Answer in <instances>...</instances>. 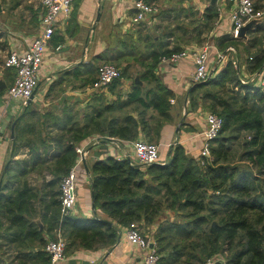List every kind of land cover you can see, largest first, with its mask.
I'll return each instance as SVG.
<instances>
[{"label": "trees", "instance_id": "16d2710c", "mask_svg": "<svg viewBox=\"0 0 264 264\" xmlns=\"http://www.w3.org/2000/svg\"><path fill=\"white\" fill-rule=\"evenodd\" d=\"M18 4L13 0L7 8ZM204 15L202 26L212 28L218 17L216 5L209 4ZM246 34L243 39L222 33L216 45L224 49L233 44L244 51L250 72L264 62V20L253 23ZM3 35L0 29V38ZM49 40L56 46L64 39L54 31ZM7 44L6 39L0 41V48ZM161 44L165 47L149 52L153 64L142 73L153 85L133 83L125 98L91 105L65 132L56 134L54 145L46 146L43 155L33 149L30 159L8 163L12 172L10 183L4 184L6 190H0V224L6 223L8 241L22 252L17 257L24 261L18 264L27 260L44 264L49 259L44 245L57 232L65 241V255L78 247L110 246L118 240L120 225L151 224L165 208L174 217L162 219L153 231L160 264H200L214 254L218 255L214 264H264V87L241 83L231 60L206 80L193 81L188 91L189 109L206 106L223 119L218 134L210 139V156L204 162L178 140L170 146L165 162L97 157L90 166L91 199L104 216L60 214V181L77 157L75 145L80 139L88 133L135 139L140 130L147 138H158V130L170 120L173 93L158 82L153 66L161 55L179 48ZM85 66L83 72L95 70V75L83 78L91 84L98 64ZM4 70L5 81L12 82L14 69ZM124 71L105 87L118 84ZM7 87L0 88V100ZM128 106L137 110V116L125 111ZM148 108L156 114L147 116ZM32 171L50 173L43 193L27 179L14 183L20 180L16 175ZM36 201L44 209L40 215L43 228L36 220Z\"/></svg>", "mask_w": 264, "mask_h": 264}, {"label": "crops", "instance_id": "0c3cea01", "mask_svg": "<svg viewBox=\"0 0 264 264\" xmlns=\"http://www.w3.org/2000/svg\"><path fill=\"white\" fill-rule=\"evenodd\" d=\"M10 1L13 0L0 2V18L6 14ZM15 1L19 4L10 8L7 13L11 15L10 12L19 10L20 20L19 22L10 20L9 25L6 24V27L1 29L4 35L0 40L6 39L10 50H24L40 29L43 4L41 0ZM152 1L157 3L158 9L152 14L151 19L140 22L141 24L131 22L134 13L131 0H75L70 15L59 16L55 31L61 34L64 40L56 45L59 46L58 48L49 40L39 72L38 86L33 96L14 115L2 116L4 122L13 120L10 122L9 138L4 137L5 139L0 142V190L5 191L4 184L10 183L9 177L12 171L7 169L9 162L12 163L14 159L15 161L30 159L33 149L40 150L43 155L46 146L54 145L56 134L65 132L74 118L78 120L91 105H97L100 101L111 102L117 97L125 98V93L130 90L133 83L143 86L153 85L154 82L144 78L142 73L153 64L152 58L148 57L149 52L165 47L161 43L179 49L208 43L209 64L213 62L210 68L214 69L212 74L227 60L239 56L240 64L243 63L242 66L248 72L244 51L233 44L231 45L235 47V51L229 52L227 58L221 61L216 60L217 53L226 48L217 47L216 37L229 32L231 1L216 0L214 3L210 0ZM209 4L222 8L212 28L202 26L206 21L204 11ZM254 4L257 8H264V0H254ZM31 17H36L32 25L28 23ZM14 23L20 25L13 26ZM241 38L246 39L247 34L245 33ZM110 57L115 58L105 59ZM103 61L114 63L120 70L125 68L120 82L112 89L108 86L102 89L93 88L89 81L85 82L83 79L95 75V70L82 71L86 68V63L99 64ZM193 69L191 57H184L173 63L159 60L153 66L158 82H162L172 91L173 96L170 98L174 99V102L170 100V120L162 124L158 130L159 162L167 160L170 144L176 140L181 142L191 154L198 155L202 143L201 130L205 120L203 122L202 118H198L200 113H204L199 109L200 106L189 109L188 91L193 82ZM74 70L77 72L74 73ZM137 77L139 82L135 80ZM69 84L74 87H68ZM2 109L1 103L0 111ZM125 111L137 116V110L132 106L126 107ZM154 114L156 112L153 108L146 110L147 116ZM93 137H97L98 140L90 142ZM137 138L146 139L147 136L143 130H140ZM131 140L133 139L102 133H88L76 143V145L88 144L89 151L78 169L77 199L72 214L88 217L104 216L101 209L94 207L91 199L90 166L97 158L94 151L103 150L99 158L113 155L117 158L129 156L133 159ZM102 145H105V148ZM49 176L50 173L47 172L32 171L16 175L15 178L20 180L14 183L27 179L36 186L38 193H43L44 181ZM35 210L36 220L40 228H43L40 215L44 209L38 201L35 202ZM173 217L172 211L165 208L153 223H139L146 225L149 233H145L154 239L153 231L157 223L164 218ZM5 226V222L0 224V264H18L20 260L24 261V258L17 257V255L21 256L22 252L8 241L10 234ZM119 231L118 240L114 244L96 249L78 247L75 252L67 254L64 259L54 264H68V259L71 257L87 258L89 264H142V251L123 237V225L119 226ZM91 258L93 261H90ZM24 264L31 263L27 260Z\"/></svg>", "mask_w": 264, "mask_h": 264}, {"label": "built area", "instance_id": "2783aa9c", "mask_svg": "<svg viewBox=\"0 0 264 264\" xmlns=\"http://www.w3.org/2000/svg\"><path fill=\"white\" fill-rule=\"evenodd\" d=\"M73 1L41 0L43 12L40 17V29L38 33L31 39L24 50L11 49L5 56L2 68L12 67L14 69V78L0 100V104L2 103L3 105V109L0 111V142L4 131L2 116L5 114L14 115L33 96L38 86L39 72L49 39L56 29V21L60 15L63 17L69 16ZM131 1L134 7V13L131 16V22L133 23L145 20L158 9L157 3L152 0ZM228 1L232 2L229 12L231 20L229 32L232 36H240L239 30L244 24L252 19L258 21L264 16V8H257L254 0ZM217 11L219 17L222 12L221 6H217ZM58 47L56 46V48ZM233 51H235V47L231 44L227 45L223 51L217 53L216 60L221 61L227 58L228 53ZM184 57H191L193 60V81H204L211 76L208 43H204L201 46L173 50L161 55L160 60L173 63ZM231 62L236 69L241 83H250L264 87V63L260 68L247 72L244 69L245 67L240 64L238 57L231 59ZM119 76L120 69L114 63L103 61L97 66L96 76L91 86L96 89L103 88ZM170 100L174 102L173 98H170ZM222 122L223 119L218 113L213 111L205 113V125L201 130L202 143L198 151L200 162H204V159L210 156V139L218 134ZM92 140L97 141L98 139L97 137H93L90 142ZM131 149L136 162L150 164L160 161V146L158 142L144 138L133 139L131 140ZM75 150L77 157L68 171L62 176L59 185L61 216L72 214L74 209L77 199L78 169L89 151L88 144L75 145ZM141 225L137 221L130 222L123 227V237L142 251V264H160V253L157 250L156 242L148 234L142 233L144 230H141ZM64 248L65 241L60 232H57L56 237L48 239L44 245V249L49 253V259L44 264H54L56 261L64 259L66 257ZM215 260L212 256H209L200 264H214ZM90 261H93V258Z\"/></svg>", "mask_w": 264, "mask_h": 264}, {"label": "rangeland", "instance_id": "374dc122", "mask_svg": "<svg viewBox=\"0 0 264 264\" xmlns=\"http://www.w3.org/2000/svg\"><path fill=\"white\" fill-rule=\"evenodd\" d=\"M9 3H11V1L9 2ZM7 12H9V9H7V11H6V14L8 15V16H6V14L4 15V17H2V18H0V29H3L4 27H6V24H8L9 22H10V20L12 21V20H15V21H18L19 22V17H21L20 15H19V10H17V11H12V12H10L11 13V15L9 14V13H7ZM153 17V15H151V16H148L145 20H143V21H148L149 19H151ZM21 20H23L22 18H21ZM29 22V24H34V17H31L29 20H28ZM143 21H141V23L143 22ZM140 22H139V24H141ZM145 23V22H144ZM9 25V24H8ZM12 25V24H11ZM15 25H20L19 23H14L13 24V26H15ZM0 39H2V38H0ZM0 41H3V40H0ZM10 51V48H9V46L8 47H6V48H0V81H2L3 82V85L0 87V88H2L5 84L8 86L9 84H10V80L8 79V80H6L5 81V78H4V75H5V73H6V70H4V68H2V64H3V61H4V58H5V56L7 55V53ZM239 58H240V56H239ZM240 60H241V58H240ZM213 64V62H211L210 63V66ZM243 64V63H242ZM241 64V65H242ZM118 66H120V65H118ZM133 71V70H132ZM134 73H135V71H134ZM133 73V74H134ZM5 83V84H4ZM65 84H67V82L65 83ZM68 87H74L72 84H69V85H67ZM62 87V86H61ZM199 109H201L204 113H200L199 115H198V118L199 119H201V120H203V122H204V120H205V113L206 112H209V111H211L208 107H206V106H200L199 107ZM181 115V114H180ZM10 120H8V121H6V122H4V124H3V127H4V131H3V138H2V140L3 139H5L4 137H6V138H9V128H10ZM178 127H180V126H178ZM183 129H184V127H183ZM147 140H150V141H154V142H157L159 139L158 138H156L155 136L154 137H152L151 136V138H146ZM174 141V140H173ZM166 147H168V146H166ZM170 148V147H169ZM166 150V149H165ZM133 159H135V157H134V155H133ZM241 163H245V161H241ZM147 227H146V225H141V230H145L144 232L142 231V233H145V232H148V230L146 229ZM149 233V232H148ZM149 236H151V235H149ZM214 259H216L217 257H218V255H216V254H214L213 256H212Z\"/></svg>", "mask_w": 264, "mask_h": 264}, {"label": "water", "instance_id": "95a60500", "mask_svg": "<svg viewBox=\"0 0 264 264\" xmlns=\"http://www.w3.org/2000/svg\"><path fill=\"white\" fill-rule=\"evenodd\" d=\"M212 3H214L216 0H210ZM256 22V19H252L250 21H248L246 24H244L240 30H239V35L240 36H245L246 30L253 24ZM214 69L211 68L210 69V75H212ZM136 82H139L138 77L135 79ZM2 86V81H0V87ZM103 148H105V145H102ZM103 152V150H96L94 151V154L96 157L99 156V154H101ZM128 159H130L129 156H127ZM1 183V181H0ZM152 245V244H151ZM68 264H89V260L87 258H77V257H71L68 259Z\"/></svg>", "mask_w": 264, "mask_h": 264}]
</instances>
